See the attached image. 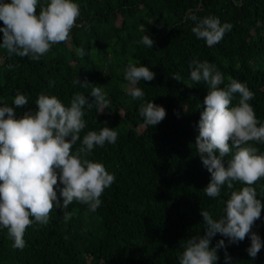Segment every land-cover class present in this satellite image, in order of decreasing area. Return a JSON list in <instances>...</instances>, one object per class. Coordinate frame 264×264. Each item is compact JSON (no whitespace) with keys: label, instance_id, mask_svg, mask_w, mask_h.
Here are the masks:
<instances>
[{"label":"trees","instance_id":"1","mask_svg":"<svg viewBox=\"0 0 264 264\" xmlns=\"http://www.w3.org/2000/svg\"><path fill=\"white\" fill-rule=\"evenodd\" d=\"M74 2L81 15L68 41L53 45L39 61L10 57L0 48V106H11L17 91L25 94L28 104L13 106L19 118L35 109L41 92L55 95L67 106L77 92L89 102L95 99L91 88H81L75 80L102 86L109 108L98 113L95 105L85 106L86 127L80 135L82 139L104 126L117 131L115 144L97 146L89 157L116 179L103 192L96 212L75 201L66 210L54 207L47 224L33 223L26 229L22 250L12 247L7 229L0 227V264H179L180 245L191 236L204 235L201 210L219 219L229 192L227 185L216 198L203 191L211 176L195 139L208 85L190 79L189 63L195 58L215 65L224 77L220 87L230 78L245 83L254 93L249 103L264 122V0ZM192 14L215 16L221 24H231V31L208 46L192 32L194 22L188 19ZM145 34L155 42L152 49L139 43ZM80 48L85 50L83 57L77 54ZM129 62L156 74L153 81L136 85L144 91V101L166 109L165 119L154 127L145 126L139 115L144 101L127 94L124 69ZM9 64L18 66L9 70ZM176 73L182 81L171 78ZM238 100L239 94H234L232 105ZM250 143L264 154V144ZM241 186L234 182L235 188ZM253 187L264 203V178ZM57 196L62 204L59 189ZM63 211L71 213L70 219H64ZM253 231L264 241V209ZM220 239L225 240L231 264H264V247L255 259L249 256V237L228 244L217 234L211 246ZM218 256L217 264H225L224 249H218Z\"/></svg>","mask_w":264,"mask_h":264},{"label":"clouds","instance_id":"2","mask_svg":"<svg viewBox=\"0 0 264 264\" xmlns=\"http://www.w3.org/2000/svg\"><path fill=\"white\" fill-rule=\"evenodd\" d=\"M80 15V7L74 0H49L43 4L39 0L0 2V21L3 22L0 48L10 57L39 61L53 45L68 41ZM188 19L194 22L192 32L208 46L219 43L232 28L229 23L221 24L215 16L198 18L192 14ZM139 43L152 49L155 42L145 34ZM77 54L83 57L85 50L80 48ZM17 66L9 64L8 68L12 70ZM189 69L193 82L203 81L208 85L200 105L195 139L202 164L211 176L203 191L208 197L216 198L227 185L229 192L219 219L201 210L204 235L191 236L180 245L183 250L178 256L179 264H217L218 249H224L225 264H231L224 239L211 246L217 234L227 238L228 244H238L249 237L251 243L247 252L255 259L264 247L260 235L253 231L264 203L257 198L253 185L264 178V154L250 142L264 144V122L257 118L249 103L254 93L234 78L220 87L224 83L223 74L208 61L194 58ZM155 76L149 67L129 62L124 69L127 94L134 100L144 101L145 93L136 85L140 81H153ZM171 78L182 81L178 73ZM73 83L91 88L94 101L89 102L86 95L77 92L66 106L55 95L41 92L35 109L17 118L13 106L28 104V97L17 91L11 106H0V227L7 229L15 249L22 250L26 246L24 234L29 226L49 222L54 207L66 210L75 201L96 212L103 192L115 182L114 174L89 157L95 147L115 144L117 131L104 126L99 131H88L82 139L80 135L86 127L85 106L91 109L95 105L97 112L103 113L110 101L102 86L89 85L87 81L81 83L78 79ZM237 93L239 100L233 106ZM139 115L145 126L154 127L167 113L163 106L144 101L139 106ZM78 141L79 147L73 151ZM226 156L230 157L227 161ZM234 182L242 186L237 189ZM63 216L68 220L71 213L63 211Z\"/></svg>","mask_w":264,"mask_h":264}]
</instances>
